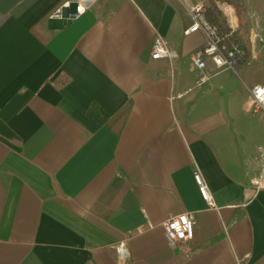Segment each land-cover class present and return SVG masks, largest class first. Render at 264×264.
<instances>
[{
    "label": "crops",
    "instance_id": "crops-1",
    "mask_svg": "<svg viewBox=\"0 0 264 264\" xmlns=\"http://www.w3.org/2000/svg\"><path fill=\"white\" fill-rule=\"evenodd\" d=\"M65 1L0 0V264H264L261 111L247 93L239 131L210 59L211 79L186 93L207 42L185 33L202 0H97L51 17ZM158 37L175 58H152ZM186 211L194 237L172 247L164 223Z\"/></svg>",
    "mask_w": 264,
    "mask_h": 264
},
{
    "label": "built area",
    "instance_id": "built-area-1",
    "mask_svg": "<svg viewBox=\"0 0 264 264\" xmlns=\"http://www.w3.org/2000/svg\"><path fill=\"white\" fill-rule=\"evenodd\" d=\"M96 1L97 0H66L51 14V17L63 18L67 15L71 20H76L91 9ZM73 5L75 6V10L71 11ZM217 5L223 7L220 2H218ZM205 13L206 3L203 0L198 1L190 8L193 23L185 33L189 34L202 31L206 36L207 42L204 47L196 50L192 56V69L200 71V75L194 82V85L186 90V93H189L194 88L202 87L211 79V73L207 68V59H210L217 69L230 68L236 71L239 60L245 55V50L241 48L240 45L234 44L229 46L227 43L223 42V39L218 34L217 28L209 23ZM231 28L232 32L237 29L233 23H231ZM176 56V52L167 45L162 37H158L155 40L152 51L153 59L168 58L172 60ZM250 61L251 60H249L248 63H250ZM248 91L254 109L256 111H264V83L248 87ZM194 179L209 208L217 209L218 206L214 195L200 171L194 172ZM256 184L258 186H264V178L262 184L257 181ZM195 223L196 217L193 212L186 211L178 215H171L164 223L165 234L170 245L172 247L186 246L194 237ZM140 230H142V228ZM115 252L119 261L122 263L125 262L128 259L127 243L125 241L117 243L115 245Z\"/></svg>",
    "mask_w": 264,
    "mask_h": 264
},
{
    "label": "rangeland",
    "instance_id": "rangeland-1",
    "mask_svg": "<svg viewBox=\"0 0 264 264\" xmlns=\"http://www.w3.org/2000/svg\"><path fill=\"white\" fill-rule=\"evenodd\" d=\"M220 1L223 6L224 4L233 6L231 12L234 21L238 25L236 30L241 32V38L243 36L248 38L251 52L254 56L249 65L239 63L236 71L231 70V72H229L225 70L228 68L217 69L214 67L215 71H220V74L213 77L210 83L212 84V90L218 92L221 99L226 100L229 97V92L234 91L236 98L235 102L239 105V103L247 97V93L249 94L248 86L253 87L256 84L264 83V0H237L244 3L246 7L245 24H247L248 27L246 33H244L241 27V20L239 19L236 6L230 4V0ZM225 12L223 10L226 16ZM209 72L213 73L210 70ZM222 86H224L223 89H221ZM194 91L193 93H195ZM237 104L234 103L235 113L233 117L235 118V122L241 124V126H239V131H244V127L247 126L248 123H244L243 119L245 118L247 121L250 120L249 113L244 112L242 103L239 106ZM208 115L209 113H206L204 116ZM250 115L252 139L251 153L255 155L258 154L262 157V155H264V140H261L260 136L264 134V112L253 113L251 111Z\"/></svg>",
    "mask_w": 264,
    "mask_h": 264
},
{
    "label": "trees",
    "instance_id": "trees-1",
    "mask_svg": "<svg viewBox=\"0 0 264 264\" xmlns=\"http://www.w3.org/2000/svg\"><path fill=\"white\" fill-rule=\"evenodd\" d=\"M216 1L217 0H206V18L211 25L217 28L218 34L223 39V42L227 43L229 46L234 44L240 45V47L245 50V55L241 57L239 63H247L252 59L253 56L248 38L245 36L241 38V32H239V30L232 32L230 23L228 22L223 11L218 7ZM230 4H234L236 6L239 19L241 20V27L244 33H246L248 27L247 24H245L246 7L244 3L237 0H230Z\"/></svg>",
    "mask_w": 264,
    "mask_h": 264
},
{
    "label": "bare ground",
    "instance_id": "bare-ground-1",
    "mask_svg": "<svg viewBox=\"0 0 264 264\" xmlns=\"http://www.w3.org/2000/svg\"><path fill=\"white\" fill-rule=\"evenodd\" d=\"M226 11H227V13H228V15L230 17L231 23L235 24L236 22H234V19H233V16H232V12H231V8L228 7V9Z\"/></svg>",
    "mask_w": 264,
    "mask_h": 264
}]
</instances>
